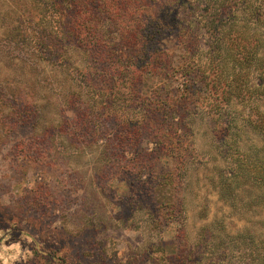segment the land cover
<instances>
[{
    "label": "rangeland",
    "instance_id": "1",
    "mask_svg": "<svg viewBox=\"0 0 264 264\" xmlns=\"http://www.w3.org/2000/svg\"><path fill=\"white\" fill-rule=\"evenodd\" d=\"M250 2L264 6V0ZM212 4L201 0L199 7ZM34 5L35 0H0V264H174L178 242L190 248L198 231L217 220L229 234L245 228L264 234V195L250 194L251 182L236 178L234 207L219 195L217 169L224 165L226 143L240 149L231 154L235 166L242 151L256 165L264 158L261 136L243 122L246 110L239 103L229 108L232 135L226 143L202 117L193 128L195 161L186 165L162 155L153 162L154 177L136 179L132 167L149 158L152 145L143 140L138 152L127 142L119 148L113 118L104 113L87 124L77 114L101 108L110 90H91L84 103L64 104L62 96L78 92L75 87L62 83L58 90L47 89L29 81L30 69L22 61L38 54L27 42L40 27L39 9L30 19ZM261 12L257 22L245 12L236 21L252 20L248 34L263 42L264 55V8ZM73 57L81 65L82 54ZM151 85L146 77L144 94ZM12 89L27 91L35 106L11 99ZM111 91L120 96L122 118L140 121L138 109L128 110L129 85ZM49 95H58V101ZM257 104L264 113V96ZM175 167L180 183L173 191L165 177ZM248 200L252 207L241 203Z\"/></svg>",
    "mask_w": 264,
    "mask_h": 264
},
{
    "label": "trees",
    "instance_id": "2",
    "mask_svg": "<svg viewBox=\"0 0 264 264\" xmlns=\"http://www.w3.org/2000/svg\"><path fill=\"white\" fill-rule=\"evenodd\" d=\"M35 1L37 6L29 8L30 19L39 9L40 27L38 36L27 42L38 54L22 61L30 69L29 81L47 89L58 90L62 83L75 87L78 92L62 96L64 104L84 103L91 98V90H110L101 108L77 114L87 124L104 113L113 118L120 133L119 148L127 142L138 152L143 140L152 145L149 158L143 156L145 162L132 167L136 179L154 177L153 162L162 155L186 165L195 161L198 152L193 128L202 117L226 143L232 135L229 108L233 103L246 110L243 122L261 136L264 153V113L257 104L264 96L263 42L248 34L253 26L248 19L258 21L262 4L254 8L250 0H208L213 4L200 9L201 0ZM188 1L195 7H188ZM244 12L248 19L240 25L236 18ZM76 51L82 54L81 65L74 61ZM38 69L42 74L37 80ZM146 77L152 80L148 94L143 92ZM123 83L130 88L128 110L138 109L141 116L137 126L122 118L120 96L111 91ZM10 92L11 99L35 106V97L27 91ZM57 96L50 98L58 101ZM224 148V165L217 169L221 199L236 206L238 194L233 186L239 175L251 182L246 185L250 194L263 196L264 158L260 167L242 151L240 165L235 166L232 155L239 147L231 141ZM258 168L261 171L256 176ZM175 171L176 167L165 177L173 191L180 183ZM241 203L252 207V201ZM260 223L264 226V220ZM196 237L190 248L180 247L178 242L171 257L174 264H264L263 233L245 228L229 234L217 220L202 227Z\"/></svg>",
    "mask_w": 264,
    "mask_h": 264
}]
</instances>
